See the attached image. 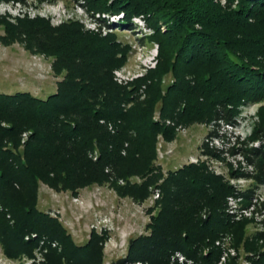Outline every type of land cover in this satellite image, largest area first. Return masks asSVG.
Returning a JSON list of instances; mask_svg holds the SVG:
<instances>
[{
    "label": "trees",
    "instance_id": "1",
    "mask_svg": "<svg viewBox=\"0 0 264 264\" xmlns=\"http://www.w3.org/2000/svg\"><path fill=\"white\" fill-rule=\"evenodd\" d=\"M3 1L26 5L25 0ZM68 1L101 14H123L113 25L120 30L131 29V19L144 16L154 29L147 40L159 46L158 64L130 87L119 86L112 72L126 62L130 47L118 42L114 32L87 33L75 22L52 27L42 18L12 24L0 15V42L21 43L51 59L52 73L61 77L46 99L0 93V242L5 256L31 259L44 240L43 264H101L107 234L91 233L84 245H76L57 219L38 210L37 191L42 182L77 195L85 187L108 183L113 175L111 184L120 197L142 203L151 187L160 192L147 210L149 235L131 239L116 264H171L175 253L190 264H217L221 251L215 242L225 236L248 254L250 264H264V232L247 234L249 221L231 222L224 212L232 194L227 182L203 164L164 174L155 163L157 136L175 137L166 121L235 127L240 107L263 103L248 137L260 143L247 148L245 157L254 167L253 180L264 185V0H225L224 5L219 0ZM142 86L145 99L139 100ZM131 176L141 182L117 186ZM32 234L37 238L24 240ZM54 242L58 248H51ZM237 262L231 258L227 264Z\"/></svg>",
    "mask_w": 264,
    "mask_h": 264
},
{
    "label": "rangeland",
    "instance_id": "2",
    "mask_svg": "<svg viewBox=\"0 0 264 264\" xmlns=\"http://www.w3.org/2000/svg\"><path fill=\"white\" fill-rule=\"evenodd\" d=\"M25 1L26 5L23 6L21 4L12 5L11 3L0 0V15L6 16L8 22L12 24H15L17 19L31 20L35 18L48 20L52 27H57L65 23L67 24L68 22H75L82 25L84 32L93 33L90 30L88 31L90 19H86L85 14L91 16L98 13L88 10L87 7H83L82 4H76L68 0H55L56 2L54 4H39L37 0ZM219 2L221 5H224L225 0H219ZM161 26L163 27L164 25L161 24ZM163 30H165V27H163ZM115 31L116 40L123 45L130 47V43H133L131 42L132 40H134V43L138 42L135 36L129 35V33L127 34L120 29H116ZM160 31L164 32L162 29H160ZM3 34V29L0 27V36H3ZM144 43H146L148 47H151V51L156 53L157 66L159 54L158 44L154 41H148L147 39ZM136 58L137 57L134 56L127 58L122 66L113 70L112 78L114 77V71L128 67L134 69L136 75L139 74L140 72L135 68ZM154 69L143 72L141 78L123 87H130L136 81L144 79L148 72ZM60 79L61 77H56L52 73L51 59L27 51L21 43L4 46L0 42V93L14 94L17 92H27L36 98L46 99L49 95L55 93L56 83ZM167 79L169 78H166V80ZM114 83L116 82L114 81ZM144 90L145 86L139 89V100L145 99ZM262 104L263 103L240 107V114L238 115L239 121H236L237 127L232 130H227L225 127L223 129L219 122L217 124L211 122L210 124L184 126L181 124L175 125L169 120L166 121V125L174 127L175 137L171 141H168L161 135L157 136L155 148L156 165L159 164L157 161L159 159L158 152L160 149L162 152L166 153L164 156L169 157L168 160L163 161L160 166L164 171L176 170L183 164L189 163L191 160L198 157L202 150L201 145H205L209 138L214 137L211 136L212 132L218 133V136L223 133L224 136H229L231 134L237 137L240 142L243 143L240 148L245 155L247 148L257 146V144L260 143L258 140L248 141V137L251 135L254 124L258 122L257 111ZM154 119H159V115L155 114ZM179 127L182 129L181 132L184 131V133L177 131ZM108 130L110 132L113 131H111L109 127ZM23 138L26 139L25 134ZM213 143L216 142L214 141ZM124 154L125 151L122 152V155ZM105 172L109 173L110 170L106 169ZM110 180L111 181L103 185L94 184L85 187L79 190L77 195H73L69 191H55L42 182L38 184L37 191L38 210L57 219L64 229L67 230L76 245H84L89 240L91 233H95L98 236L107 234L102 244L103 260L101 264H116L121 261L127 254L131 239L149 235L146 226L149 223L151 215L147 213V210L155 205V203H149L148 198L150 195L142 203H137L130 197H120L111 184V182L115 180L113 175H110ZM140 182L141 179L138 176H131L127 180H118L117 186L139 184ZM1 213H3V208L0 204V214ZM6 218H9V216ZM255 231L261 232L254 225L249 224L247 226V234ZM36 238L35 234H32L26 236L24 240L29 241L30 239ZM45 245L44 240L39 241V246L34 250L33 258L31 259L26 256L17 259H9L5 256L0 242V264H43L42 260L47 251ZM228 246L236 250L237 255L235 259L238 260V264H250L246 259L248 254L242 249L237 250L232 247L231 239L229 240ZM51 248H58L57 243H52ZM179 255V253H175L170 257V263L190 264L189 261L185 262L184 258H178ZM173 257H175L174 260H172ZM230 259L231 258L224 264H227Z\"/></svg>",
    "mask_w": 264,
    "mask_h": 264
},
{
    "label": "built area",
    "instance_id": "3",
    "mask_svg": "<svg viewBox=\"0 0 264 264\" xmlns=\"http://www.w3.org/2000/svg\"><path fill=\"white\" fill-rule=\"evenodd\" d=\"M85 16L86 19H90L88 31L90 30L93 33L100 34L102 36L111 32L115 33L117 28L113 25L123 19V14L110 16L109 14L98 13L91 16H87L85 14ZM131 24V29L121 31L135 36L136 41H138L137 43H134V40L131 41L133 43H130V53L128 58L133 56L137 57L135 68H137L140 73L136 75L134 69L129 67L114 71L113 79L121 86H127L134 80L141 78L143 76V72L154 69L156 66V53L151 51V47H148L146 43L141 44L139 42V40H146L151 37L154 34V29L148 25L144 16L133 17L131 19ZM107 25H111L112 28ZM160 29L164 31L162 26H160ZM221 127L223 129L225 127L227 130H232L237 126L234 127L221 123ZM109 129L112 130L110 126ZM181 130V127H179L177 131L184 133V131L181 132ZM222 134L218 137L209 138L207 143L204 145V148L200 151L198 157L183 165L203 164L210 173L221 177L232 188V194L227 196L225 199L224 212L226 216L231 222L235 223L245 220L249 221L250 224L257 227L259 231L264 232V185H257L253 180L252 177L255 173L254 167L247 161L243 150L240 148L243 143H234L233 141L238 139L237 137H234L231 134L229 136H224V134ZM214 141L216 143H213ZM206 150L216 153L217 156L206 154ZM158 154L159 159L157 162L159 163L158 165L161 166L162 162L168 160L169 157L164 156L166 153L162 152L161 149ZM231 172L236 173L237 175L232 176ZM163 173L166 174L167 171L163 170ZM149 191L151 194L148 201L153 204L159 199L160 192L157 187H151ZM229 240V237H223L215 242V245L221 249V254L217 264H224L229 258L236 257V250L228 246ZM178 258L183 257L179 255ZM174 259L175 257L172 258V260Z\"/></svg>",
    "mask_w": 264,
    "mask_h": 264
}]
</instances>
